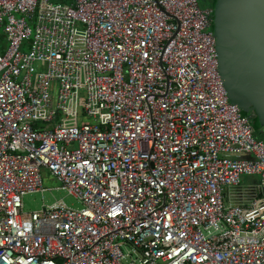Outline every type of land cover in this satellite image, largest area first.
Masks as SVG:
<instances>
[{
	"label": "built area",
	"instance_id": "built-area-1",
	"mask_svg": "<svg viewBox=\"0 0 264 264\" xmlns=\"http://www.w3.org/2000/svg\"><path fill=\"white\" fill-rule=\"evenodd\" d=\"M211 15L0 0V264H264V140L227 98ZM42 169L81 208L25 212Z\"/></svg>",
	"mask_w": 264,
	"mask_h": 264
},
{
	"label": "water",
	"instance_id": "water-1",
	"mask_svg": "<svg viewBox=\"0 0 264 264\" xmlns=\"http://www.w3.org/2000/svg\"><path fill=\"white\" fill-rule=\"evenodd\" d=\"M211 16L227 98L257 132L264 128V0H214Z\"/></svg>",
	"mask_w": 264,
	"mask_h": 264
},
{
	"label": "rangeland",
	"instance_id": "rangeland-1",
	"mask_svg": "<svg viewBox=\"0 0 264 264\" xmlns=\"http://www.w3.org/2000/svg\"><path fill=\"white\" fill-rule=\"evenodd\" d=\"M56 1V0H53ZM72 0H58V2H68L70 3ZM199 5L201 8H205L207 5L212 7V2L207 3L204 0H199ZM2 37L0 38V42L6 44L5 41V33L3 28L1 29ZM24 51L28 50V47L23 49ZM59 84L57 81H54L52 84V88L50 90L52 104L56 103L57 94H58ZM83 122H91V120L82 114H79L78 123L81 124ZM257 135H260V138L264 140V128L259 129L256 132ZM221 157L229 158V159H243L246 158L245 154H237V153H223ZM42 176V187L44 191H37L27 193L23 196V210L25 212H33L40 210L43 205H51L56 201H63L65 205L78 209L81 208V204L79 201L72 195H70L67 190L60 188V183L47 171L46 169L41 170ZM242 184L244 186H249L258 183V178L255 176H243Z\"/></svg>",
	"mask_w": 264,
	"mask_h": 264
},
{
	"label": "flooded vegetation",
	"instance_id": "flooded-vegetation-1",
	"mask_svg": "<svg viewBox=\"0 0 264 264\" xmlns=\"http://www.w3.org/2000/svg\"><path fill=\"white\" fill-rule=\"evenodd\" d=\"M204 1H206L207 3H210V4H211V2H212V4H213V1H214V0H204Z\"/></svg>",
	"mask_w": 264,
	"mask_h": 264
}]
</instances>
